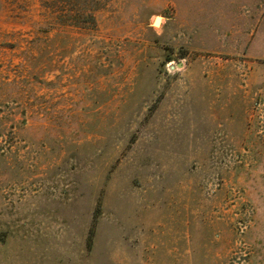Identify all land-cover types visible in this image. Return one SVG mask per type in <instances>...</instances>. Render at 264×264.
<instances>
[{"label":"rangeland","instance_id":"rangeland-1","mask_svg":"<svg viewBox=\"0 0 264 264\" xmlns=\"http://www.w3.org/2000/svg\"><path fill=\"white\" fill-rule=\"evenodd\" d=\"M0 264H264V0H0Z\"/></svg>","mask_w":264,"mask_h":264},{"label":"bare ground","instance_id":"bare-ground-1","mask_svg":"<svg viewBox=\"0 0 264 264\" xmlns=\"http://www.w3.org/2000/svg\"><path fill=\"white\" fill-rule=\"evenodd\" d=\"M158 18H159V17H156V18L154 19V21H153V22H154V24H157V25H158V24L160 23V21H159V19H158Z\"/></svg>","mask_w":264,"mask_h":264}]
</instances>
